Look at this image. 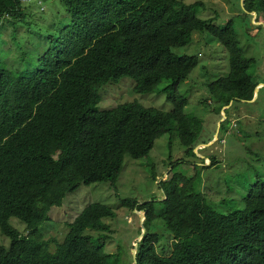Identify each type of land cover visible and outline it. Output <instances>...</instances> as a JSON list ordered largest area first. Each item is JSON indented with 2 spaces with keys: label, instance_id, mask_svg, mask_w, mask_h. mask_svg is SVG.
Here are the masks:
<instances>
[{
  "label": "trees",
  "instance_id": "16d2710c",
  "mask_svg": "<svg viewBox=\"0 0 264 264\" xmlns=\"http://www.w3.org/2000/svg\"><path fill=\"white\" fill-rule=\"evenodd\" d=\"M24 3L0 0L5 32L0 35L7 43L16 31L12 25L31 22ZM61 3L70 21L51 31L35 67L15 72L0 57V235L8 240L0 243V264H120L121 253L109 252L113 230L104 219L117 215L110 205L87 204L62 241L45 239L41 226L80 184H116L125 157L147 156L167 132L176 131L186 157L196 155L203 119L185 112L188 97L178 87L198 66L199 56L174 51L189 44L194 31H208L229 54L230 71L208 85L217 113L232 100H251L259 84L250 71L256 59L246 56L233 20L218 27L212 18L200 17L201 1ZM243 3L252 17L257 12L258 26L264 25V0ZM124 76L134 80L140 94L166 82L160 91L172 109L137 100L99 109L110 90L104 86ZM213 158L209 166L216 165ZM181 162L190 164L183 158L169 165ZM170 174L159 179L152 166L162 199L121 200L120 206L143 210V225L149 226L134 264H264V179L248 184L242 206L221 212L197 189V175L175 168ZM157 215L164 223H154ZM13 217L24 230L11 224Z\"/></svg>",
  "mask_w": 264,
  "mask_h": 264
},
{
  "label": "rangeland",
  "instance_id": "374dc122",
  "mask_svg": "<svg viewBox=\"0 0 264 264\" xmlns=\"http://www.w3.org/2000/svg\"><path fill=\"white\" fill-rule=\"evenodd\" d=\"M183 1L203 2L199 16L212 18L218 27L233 20L246 56L256 59L250 71L255 73L257 82L264 84V25L258 26L261 23H257L259 20L255 13H252V17L245 10L244 0ZM24 2L31 22L25 26L23 23L16 27L12 25V30L16 28V31L7 39L8 43L0 35V57L4 66L15 72L35 67L39 55L49 47L48 37L51 31L70 21L61 0ZM25 28L29 31L25 32ZM2 33L5 34L3 28H0V34ZM174 51L199 56L198 66L178 87V91L188 97L185 112L203 119L199 145L194 149L196 155L185 156L186 148L182 146L176 131L165 133L156 140L147 156L139 159L128 155L125 157L123 170L116 184L82 183L75 191L69 192L62 206L53 207L50 220L41 226L45 239L62 241L68 231V224L87 204L102 202L112 206L117 213L114 219H104L113 230L110 233L112 238L108 239L109 252L121 253L120 264H134V252L136 253L138 244L144 237L139 229L144 226L146 231L149 226L143 225L144 211L120 206L122 199H136L138 204L153 197L162 199L159 179L169 177L171 169L175 168L190 177L197 175V189L205 191L207 197L210 196L218 204L216 208L219 211L228 212L242 206V197L247 192L248 184L258 178L264 179V85L256 93L254 91V99L251 101L234 100V105L222 107L217 113L216 102L211 97L208 85L230 71L228 51L206 30L194 31L192 41L175 47ZM164 85L166 82H162L153 93L140 94L134 90V80L124 76L104 86V89L110 90L102 97L98 108L110 109L119 103L137 100L146 106L168 111L173 105L166 94L160 91ZM183 158L190 161V164L181 162L169 165ZM212 158L217 161L215 166H209ZM152 166L159 174L157 180L152 179ZM228 188L230 191H227ZM10 222L19 230L26 227L15 217ZM154 223H164L163 218L157 215ZM0 243L8 245V240L0 235Z\"/></svg>",
  "mask_w": 264,
  "mask_h": 264
},
{
  "label": "clouds",
  "instance_id": "9594fccd",
  "mask_svg": "<svg viewBox=\"0 0 264 264\" xmlns=\"http://www.w3.org/2000/svg\"><path fill=\"white\" fill-rule=\"evenodd\" d=\"M253 13H255V16L257 17V12H253ZM264 84L263 83H259L256 87H262ZM252 99H254V96H253V98ZM251 99V100H252ZM251 100H247V101H251ZM234 100H232L231 102H230V104L228 105V106H225V107H229V106H231V104H233L234 102H233Z\"/></svg>",
  "mask_w": 264,
  "mask_h": 264
},
{
  "label": "water",
  "instance_id": "95a60500",
  "mask_svg": "<svg viewBox=\"0 0 264 264\" xmlns=\"http://www.w3.org/2000/svg\"><path fill=\"white\" fill-rule=\"evenodd\" d=\"M258 89H259V87H256L255 88V93L258 91ZM144 221V220H143ZM142 221V222H143ZM142 233L144 234L145 233V227L144 226H142ZM136 255V253L134 252V256Z\"/></svg>",
  "mask_w": 264,
  "mask_h": 264
},
{
  "label": "built area",
  "instance_id": "2783aa9c",
  "mask_svg": "<svg viewBox=\"0 0 264 264\" xmlns=\"http://www.w3.org/2000/svg\"><path fill=\"white\" fill-rule=\"evenodd\" d=\"M21 1H28V0H21Z\"/></svg>",
  "mask_w": 264,
  "mask_h": 264
}]
</instances>
